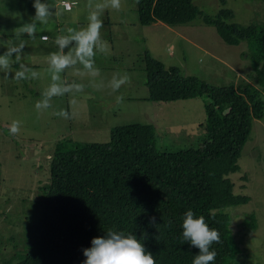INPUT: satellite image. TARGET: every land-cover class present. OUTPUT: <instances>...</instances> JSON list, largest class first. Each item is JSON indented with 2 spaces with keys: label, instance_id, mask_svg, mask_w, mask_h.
<instances>
[{
  "label": "rangeland",
  "instance_id": "rangeland-1",
  "mask_svg": "<svg viewBox=\"0 0 264 264\" xmlns=\"http://www.w3.org/2000/svg\"><path fill=\"white\" fill-rule=\"evenodd\" d=\"M69 1L72 9L64 10L59 0H40L50 13L42 23L35 19L34 0H0V56L23 45L12 53L10 70L0 69V264L1 258H10L15 249L22 248L25 226H31L38 216V187L47 181V163L57 141L65 147L72 145L67 138L77 143L106 142L113 127L142 123L153 126L159 149L197 146L202 135L199 124L206 118L204 99L147 100L145 50L166 67L175 66L182 75H194L210 84H256L247 75L249 59L242 55L248 51L247 42L225 43L200 17L176 27L161 21L142 25L136 0H121L120 9L112 8L111 0ZM193 2L208 14L230 8L233 20L241 24L264 20V0ZM93 12H99L103 21L93 58L98 74L79 61L75 40L70 39L63 49L55 42L59 36L71 37L86 30ZM31 23L36 24L34 38L16 34L15 30ZM42 33L49 35L48 41L40 39ZM53 53L69 55L74 63L56 73L51 65ZM17 71H24V79H13ZM125 74L130 83L113 91L112 79ZM53 84L68 91L48 98L47 90ZM117 97H122L119 104ZM44 101L48 107H43ZM38 102L42 105L39 110ZM61 110L67 112L68 119ZM13 121L20 122L15 135L9 131ZM238 164L239 171L229 178L233 191L247 195L249 201L228 209L231 232L240 248L235 261L264 264V115L253 120ZM244 219L248 222L243 223ZM10 235L16 248L2 244Z\"/></svg>",
  "mask_w": 264,
  "mask_h": 264
},
{
  "label": "trees",
  "instance_id": "trees-1",
  "mask_svg": "<svg viewBox=\"0 0 264 264\" xmlns=\"http://www.w3.org/2000/svg\"><path fill=\"white\" fill-rule=\"evenodd\" d=\"M136 2L142 25L161 21L176 27L200 17L225 43L246 41L248 51L242 55L249 59L247 75L256 84H210L166 67L145 50L147 100L204 99L206 118L199 124L197 146L159 149L153 126L142 123L113 127L106 142L67 138L72 145L65 147L57 141L48 159L47 181L38 187V216L25 226L22 248L1 258L2 264H83V249L94 237H106L109 229L137 238L156 264H192L199 249L182 242L183 216L189 209L220 232L221 243L210 249L217 252L215 264H237L240 248L228 209L249 197L233 191L229 174L239 171L253 120L264 115V20L241 24L233 20L232 9L208 14L193 0ZM13 239L10 235L2 244L16 248Z\"/></svg>",
  "mask_w": 264,
  "mask_h": 264
},
{
  "label": "clouds",
  "instance_id": "clouds-1",
  "mask_svg": "<svg viewBox=\"0 0 264 264\" xmlns=\"http://www.w3.org/2000/svg\"><path fill=\"white\" fill-rule=\"evenodd\" d=\"M33 7L35 8V19L46 23L50 15L49 8L46 4L40 2V0H34ZM98 8L102 6L98 5ZM111 7L114 9H120L121 0H111ZM99 12H93L89 16V23L86 30L75 32L71 37H59L58 44L63 49L69 43V40H75L77 42L76 56L85 68L98 74L99 70L93 68L94 57L96 55L95 48L97 42L101 38L100 30L103 27V21L99 18ZM17 35L26 33L29 37L34 38L36 32V24H25L23 27L15 30ZM21 44L18 47H11L4 55L0 56V69L5 71L11 68V56L13 52H18L19 48H22ZM19 59V56L17 57ZM74 63L69 55L56 54L51 55V65L55 69L56 73L62 72L69 64ZM35 76L36 74L33 73ZM13 79L19 81L24 79V71H17L13 76ZM130 83V77L128 74L120 77L119 79L113 78L111 81V87L113 91H118L122 85ZM78 90L81 86H76ZM68 88L63 90L59 85H51L46 93L48 98L53 96H61ZM122 97H117V103H121ZM41 103L36 104L37 110L40 109ZM43 107H48L47 101L43 102ZM65 119H68L67 112L61 110ZM19 121H13L9 131L15 135L19 132ZM214 218V217H213ZM152 222L155 223V218H152ZM182 242H188L190 246L199 249V254L193 259L192 264H215L217 252L212 249V245L220 244L221 237L220 232L216 228H212L206 222L203 215L196 216L194 212L189 209L184 213L182 223ZM83 255L86 259L83 264H156L154 256L151 252H146L143 244L134 236L118 234L117 232L109 229L107 236H97L91 240V246L83 249Z\"/></svg>",
  "mask_w": 264,
  "mask_h": 264
},
{
  "label": "built area",
  "instance_id": "built-area-1",
  "mask_svg": "<svg viewBox=\"0 0 264 264\" xmlns=\"http://www.w3.org/2000/svg\"><path fill=\"white\" fill-rule=\"evenodd\" d=\"M60 4L63 6L64 9H71L72 7V2L67 1V0H61ZM42 39H47V35H41Z\"/></svg>",
  "mask_w": 264,
  "mask_h": 264
},
{
  "label": "crops",
  "instance_id": "crops-1",
  "mask_svg": "<svg viewBox=\"0 0 264 264\" xmlns=\"http://www.w3.org/2000/svg\"><path fill=\"white\" fill-rule=\"evenodd\" d=\"M60 1H61V0H59V5L62 6V5L60 4ZM67 1H69V0H67ZM70 2H71V1H70ZM56 3H57V2H56ZM62 7H63V6H62ZM63 9H64V8H63ZM71 9H72V8H71ZM64 10H70V9H64ZM41 35H47V34H46V33H42ZM41 35H40V39H41L42 41H48V39H49V35H47V39H42V38H41ZM55 37H56V36H55ZM59 37H60V36H59ZM57 41H58V39H56L55 42L58 43Z\"/></svg>",
  "mask_w": 264,
  "mask_h": 264
}]
</instances>
